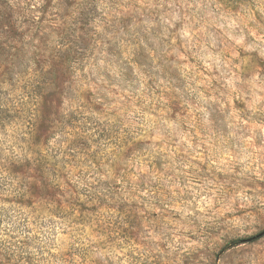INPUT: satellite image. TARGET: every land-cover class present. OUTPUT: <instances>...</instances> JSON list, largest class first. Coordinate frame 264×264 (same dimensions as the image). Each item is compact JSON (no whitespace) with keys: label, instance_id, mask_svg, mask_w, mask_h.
Segmentation results:
<instances>
[{"label":"rangeland","instance_id":"obj_1","mask_svg":"<svg viewBox=\"0 0 264 264\" xmlns=\"http://www.w3.org/2000/svg\"><path fill=\"white\" fill-rule=\"evenodd\" d=\"M0 264H264V0H0Z\"/></svg>","mask_w":264,"mask_h":264}]
</instances>
